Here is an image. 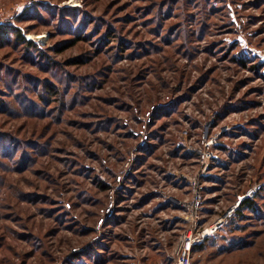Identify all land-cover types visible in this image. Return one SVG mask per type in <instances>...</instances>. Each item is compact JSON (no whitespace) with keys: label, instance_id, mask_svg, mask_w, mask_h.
Instances as JSON below:
<instances>
[{"label":"rangeland","instance_id":"1","mask_svg":"<svg viewBox=\"0 0 264 264\" xmlns=\"http://www.w3.org/2000/svg\"><path fill=\"white\" fill-rule=\"evenodd\" d=\"M0 264H264V0H0ZM44 37L41 39L40 37ZM240 213V216L238 214Z\"/></svg>","mask_w":264,"mask_h":264},{"label":"built area","instance_id":"2","mask_svg":"<svg viewBox=\"0 0 264 264\" xmlns=\"http://www.w3.org/2000/svg\"><path fill=\"white\" fill-rule=\"evenodd\" d=\"M202 205L203 196L198 189H195L187 212L189 227L177 242L172 264H193V254L196 247L201 244L206 237L217 235L228 224V217H231L240 206L239 204L234 207L225 218H222L214 225L202 230L201 217L199 216L203 208Z\"/></svg>","mask_w":264,"mask_h":264},{"label":"trees","instance_id":"3","mask_svg":"<svg viewBox=\"0 0 264 264\" xmlns=\"http://www.w3.org/2000/svg\"><path fill=\"white\" fill-rule=\"evenodd\" d=\"M14 36L15 41L20 44L34 47V43L31 40H27L25 36H23L22 32L19 29H10L7 27L0 26V42H3L5 38L9 39V37ZM249 209L251 211H255L256 205L254 204L253 200H246L240 205L238 212H240L242 209ZM240 216V213L238 214Z\"/></svg>","mask_w":264,"mask_h":264},{"label":"crops","instance_id":"4","mask_svg":"<svg viewBox=\"0 0 264 264\" xmlns=\"http://www.w3.org/2000/svg\"><path fill=\"white\" fill-rule=\"evenodd\" d=\"M211 237H213V236H208V237H206L203 241L206 242V240H207L208 238H211ZM215 237H216V236H215ZM200 247H202V244H199L196 248H200Z\"/></svg>","mask_w":264,"mask_h":264},{"label":"bare ground","instance_id":"5","mask_svg":"<svg viewBox=\"0 0 264 264\" xmlns=\"http://www.w3.org/2000/svg\"><path fill=\"white\" fill-rule=\"evenodd\" d=\"M41 39H43L44 37L42 36V37H40Z\"/></svg>","mask_w":264,"mask_h":264}]
</instances>
